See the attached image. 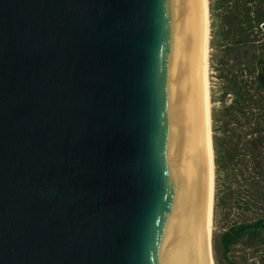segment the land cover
Masks as SVG:
<instances>
[{"label":"water","instance_id":"95a60500","mask_svg":"<svg viewBox=\"0 0 264 264\" xmlns=\"http://www.w3.org/2000/svg\"><path fill=\"white\" fill-rule=\"evenodd\" d=\"M199 0H0V264H209Z\"/></svg>","mask_w":264,"mask_h":264},{"label":"rangeland","instance_id":"374dc122","mask_svg":"<svg viewBox=\"0 0 264 264\" xmlns=\"http://www.w3.org/2000/svg\"><path fill=\"white\" fill-rule=\"evenodd\" d=\"M207 15L212 260L264 264V231L261 241L242 237L226 251L219 238L232 223L264 217V91L254 83L264 56V0H207Z\"/></svg>","mask_w":264,"mask_h":264},{"label":"bare ground","instance_id":"6f19581e","mask_svg":"<svg viewBox=\"0 0 264 264\" xmlns=\"http://www.w3.org/2000/svg\"><path fill=\"white\" fill-rule=\"evenodd\" d=\"M207 38L208 15L207 0H199V90L201 111V135L204 164V204L202 212V235L206 259L209 264H214L210 246L211 215H212V148L209 126V92L207 77Z\"/></svg>","mask_w":264,"mask_h":264},{"label":"trees","instance_id":"16d2710c","mask_svg":"<svg viewBox=\"0 0 264 264\" xmlns=\"http://www.w3.org/2000/svg\"><path fill=\"white\" fill-rule=\"evenodd\" d=\"M257 62L258 67L254 73V83L264 91V56L258 58ZM261 231H264V217H254L250 220L235 222L228 225L220 233V244L223 250L226 251L230 244L236 243L242 237L247 243H251L255 239L261 241Z\"/></svg>","mask_w":264,"mask_h":264}]
</instances>
